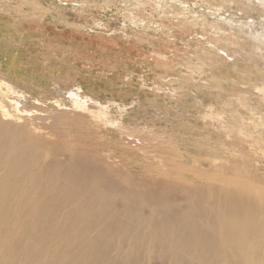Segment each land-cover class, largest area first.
<instances>
[{
  "label": "bare ground",
  "instance_id": "1",
  "mask_svg": "<svg viewBox=\"0 0 264 264\" xmlns=\"http://www.w3.org/2000/svg\"><path fill=\"white\" fill-rule=\"evenodd\" d=\"M11 9L0 0V14ZM12 30L0 22V55ZM17 88L0 80V264H264L255 168H188L199 161L172 134L130 122L146 106L136 95L127 107L81 84ZM222 113L237 125L231 150L264 135L263 123Z\"/></svg>",
  "mask_w": 264,
  "mask_h": 264
},
{
  "label": "rangeland",
  "instance_id": "2",
  "mask_svg": "<svg viewBox=\"0 0 264 264\" xmlns=\"http://www.w3.org/2000/svg\"><path fill=\"white\" fill-rule=\"evenodd\" d=\"M6 1L12 9L0 22L14 35L2 42L9 58L0 55L8 64L0 80L29 94L81 84L127 107L138 96L146 106L128 110L130 122L172 134L201 165L188 168L233 163L264 177L261 129L246 152L231 150L237 125L222 113L264 124V0Z\"/></svg>",
  "mask_w": 264,
  "mask_h": 264
}]
</instances>
